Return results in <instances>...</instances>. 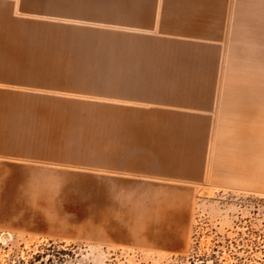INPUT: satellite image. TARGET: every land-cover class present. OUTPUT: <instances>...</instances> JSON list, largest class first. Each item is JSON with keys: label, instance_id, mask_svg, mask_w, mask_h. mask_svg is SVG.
I'll return each mask as SVG.
<instances>
[{"label": "rangeland", "instance_id": "rangeland-1", "mask_svg": "<svg viewBox=\"0 0 264 264\" xmlns=\"http://www.w3.org/2000/svg\"><path fill=\"white\" fill-rule=\"evenodd\" d=\"M243 9L241 0H0V71L21 61L25 104L74 96L66 88L92 100L97 88L103 113L113 74L218 75L230 90L264 91V31L245 37ZM29 111L0 109V149L11 153L0 154V264H264V159L260 185H192L172 163L153 176L145 159H109L108 114L97 115L95 157L92 115Z\"/></svg>", "mask_w": 264, "mask_h": 264}, {"label": "crops", "instance_id": "crops-1", "mask_svg": "<svg viewBox=\"0 0 264 264\" xmlns=\"http://www.w3.org/2000/svg\"><path fill=\"white\" fill-rule=\"evenodd\" d=\"M241 2L245 37L264 31V0ZM8 62L3 65L7 70L0 71V87H8L5 91L0 88V109L7 111L4 114L21 116L22 109H28L24 114L92 115L95 157L102 149L97 148V115L108 114L109 159H123L125 164L131 162L129 159H145L156 165L145 169L153 176L164 175L160 165L172 163L175 178L192 185L226 188L261 184L264 91L230 90L218 75L113 74L108 113H103L97 111V88L92 100L76 97L89 92L66 88L64 91L74 96L33 97L30 103H23L21 83L16 79L21 61ZM34 98L39 101L34 102ZM0 154L11 153L0 149Z\"/></svg>", "mask_w": 264, "mask_h": 264}]
</instances>
